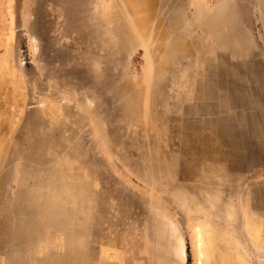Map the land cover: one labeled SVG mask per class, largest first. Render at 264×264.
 <instances>
[{
  "label": "rangeland",
  "instance_id": "rangeland-1",
  "mask_svg": "<svg viewBox=\"0 0 264 264\" xmlns=\"http://www.w3.org/2000/svg\"><path fill=\"white\" fill-rule=\"evenodd\" d=\"M0 264H264V0H0Z\"/></svg>",
  "mask_w": 264,
  "mask_h": 264
},
{
  "label": "bare ground",
  "instance_id": "bare-ground-1",
  "mask_svg": "<svg viewBox=\"0 0 264 264\" xmlns=\"http://www.w3.org/2000/svg\"><path fill=\"white\" fill-rule=\"evenodd\" d=\"M201 233V232H200ZM198 239H200V235H199V238ZM200 242H201V240H200ZM198 244H200V243H198ZM201 245V244H200ZM201 251V250H200ZM201 256V255H200Z\"/></svg>",
  "mask_w": 264,
  "mask_h": 264
}]
</instances>
